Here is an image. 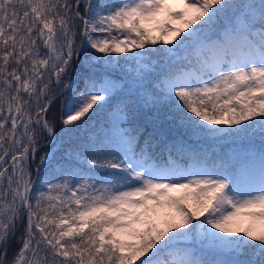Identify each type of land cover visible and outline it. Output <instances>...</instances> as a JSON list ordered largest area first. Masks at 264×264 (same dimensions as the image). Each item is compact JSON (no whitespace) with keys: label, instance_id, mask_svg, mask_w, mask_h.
I'll return each instance as SVG.
<instances>
[{"label":"snow or ice","instance_id":"6c2138e0","mask_svg":"<svg viewBox=\"0 0 264 264\" xmlns=\"http://www.w3.org/2000/svg\"><path fill=\"white\" fill-rule=\"evenodd\" d=\"M137 261L264 264V0H0V264Z\"/></svg>","mask_w":264,"mask_h":264},{"label":"trees","instance_id":"16d2710c","mask_svg":"<svg viewBox=\"0 0 264 264\" xmlns=\"http://www.w3.org/2000/svg\"><path fill=\"white\" fill-rule=\"evenodd\" d=\"M147 47H152V46L148 45ZM135 51H143V50H135ZM124 67L126 70L133 69L132 64L125 65ZM115 75L118 77L120 74L116 73ZM115 104H116V101L113 100L109 103V106L104 107L99 112H97L96 109H93V111L88 114L90 119L88 120L87 124L82 126L77 134L73 135L72 140L73 141H77L78 139L82 140L83 138L87 137L90 133L102 130L106 126H108L119 115L118 113L115 112V108H114ZM56 129L58 133L57 144L59 145L63 143L65 146H67L69 143L68 137H63V139H61L60 134H59L58 124L56 125ZM43 142L44 140H41V143ZM202 143L204 147L209 149L210 154H212L213 149H214L215 155H221V156L226 153H229L231 149L233 148V138H230V137H225L221 140H215V141L210 138L208 141L202 142ZM253 143L257 146L259 145L258 137L254 138ZM46 150L47 148H43L41 152L39 153V155H42L43 152ZM172 195L179 196V195H182V193H172ZM193 206H195L194 203H193ZM162 227H163V224H162ZM137 264H139V261H137Z\"/></svg>","mask_w":264,"mask_h":264},{"label":"rangeland","instance_id":"374dc122","mask_svg":"<svg viewBox=\"0 0 264 264\" xmlns=\"http://www.w3.org/2000/svg\"><path fill=\"white\" fill-rule=\"evenodd\" d=\"M171 7H172V9H173V11H179V10H182V5L181 4H178V3H173V4H171ZM161 21H163L164 20V17L162 16V17H160L159 18ZM169 26L170 27H174V28H180V27H182V24H181V22L180 21H174V22H170L169 23ZM190 30V29H189ZM153 35L154 36H160V35H162L161 33H157V32H154L153 33ZM184 35V33H181V36H183ZM177 39H179V38H177ZM174 43H175V41H174ZM172 45H168V47H171ZM156 48H163V47H165V45H163L162 44V42L161 43H158L156 46H155ZM159 59V57L158 56H154L153 57V63L155 64L156 63V61ZM133 65V64H132ZM135 67V65H133V68ZM47 151V150H46ZM193 203L194 202H192V201H188V204L189 205H191V206H193ZM194 207V206H193ZM172 215H174V213H171ZM244 226H247V222L245 221V224H244ZM161 227H162V224H161Z\"/></svg>","mask_w":264,"mask_h":264},{"label":"water","instance_id":"95a60500","mask_svg":"<svg viewBox=\"0 0 264 264\" xmlns=\"http://www.w3.org/2000/svg\"><path fill=\"white\" fill-rule=\"evenodd\" d=\"M43 143H44V142H43ZM43 143H42V144H43Z\"/></svg>","mask_w":264,"mask_h":264}]
</instances>
